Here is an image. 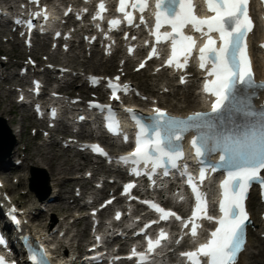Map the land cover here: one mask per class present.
Instances as JSON below:
<instances>
[{
	"label": "snow or ice",
	"instance_id": "obj_1",
	"mask_svg": "<svg viewBox=\"0 0 264 264\" xmlns=\"http://www.w3.org/2000/svg\"><path fill=\"white\" fill-rule=\"evenodd\" d=\"M128 4L129 0H119L117 11L124 15L127 22H131L133 16L125 10ZM205 4L213 15L200 18L193 14L192 0H156L155 24L151 34L157 43L171 39V56L166 66L171 67L175 63L178 69L188 64L195 47L194 37L184 35L183 29L190 25L194 32L206 37L196 58L202 70L210 65L207 77L212 79L209 81L206 78L203 91L215 97L211 111L195 112L184 119H178L154 108V115L143 122L132 116L137 127L135 149L130 156L121 157L120 160L126 164L150 165L153 172L157 168H179V162L184 158L182 142L189 132L193 133L190 144L198 162L203 164L206 162L203 158L219 152L220 162L211 166V170L221 167L227 173L220 184L221 217L215 221L217 226L206 243L200 244L194 251L181 253V256L188 264H202L201 258L206 259L207 264H237V256L244 249V230L249 221L245 207L248 192L254 183L264 189V106L257 109L252 102L255 90H264V84L255 83L246 54L245 38L251 30L246 7L248 0H205ZM98 7L103 10L104 5ZM131 8L142 14L147 8V0H132ZM140 19L143 23V15ZM117 23L115 20L110 21L109 26ZM164 25H168L172 31L162 36L159 30ZM28 26L31 27V24ZM212 33L218 34V46ZM181 57L183 63L180 62ZM181 80L183 82V78ZM109 87L112 99L118 98V91L127 90L126 85L118 89L109 83ZM128 111L131 114V110ZM107 119L110 121L108 130L111 132L115 129L114 134L118 135L119 124L111 110ZM92 151L103 154L98 146H93ZM132 174H138V169ZM183 175L192 189L196 205L184 227L188 228L190 224L189 234L196 238L198 225L195 221L212 218L207 215L206 198L198 192L186 165ZM205 176L206 169L201 168L200 183ZM131 187L126 186L125 191ZM150 206L161 214V219L175 215L155 205ZM176 219L181 218L176 216ZM162 239H166L163 233L155 243L149 241L147 251H153ZM0 243L3 241L0 240ZM130 258L136 264H147L146 255H137L135 250Z\"/></svg>",
	"mask_w": 264,
	"mask_h": 264
},
{
	"label": "rangeland",
	"instance_id": "obj_2",
	"mask_svg": "<svg viewBox=\"0 0 264 264\" xmlns=\"http://www.w3.org/2000/svg\"><path fill=\"white\" fill-rule=\"evenodd\" d=\"M10 1V5L14 6V2L15 0H9ZM6 32L9 31V29H5ZM6 36H4V34H0V77L1 76H6L7 74L11 73L10 70L13 71L12 75L16 74L18 68L20 67V65H24V63L26 62V56L27 54L21 50V42L18 41V45H16V43L12 42V44H8L5 43V38ZM76 48L74 50V52L71 55H65L63 57H58L56 59H51L50 64L51 65H56L57 62H60L61 64H63L64 66H71L72 68H74L76 71L74 72H82L80 73V78L77 80V82H75V87L73 90V92H69L70 96L72 97H77L78 95L82 94H86V98L90 97V93L84 91V87L82 88V92L79 93L77 92L78 89L81 88L82 84V80H84L82 74L86 73H93V74H108V75H112L113 73L116 72V69H114V67H111L110 69L107 68V71H104L103 68H101V64L103 63V59L100 57V54L97 53L96 56L90 55V57L88 56L89 53L84 51L81 44H75ZM19 46V47H18ZM19 48V49H18ZM47 48V47H46ZM47 49L41 51L40 53H35L38 57L33 56L32 58L34 60H38L39 63H48L47 61H45V58L47 56H45V52ZM8 63L9 65V71H5L3 66V63ZM56 62V63H55ZM146 77H143V80H146L145 84L148 86V89H144L143 86L137 85L138 88L145 93L146 95L151 96L153 94L154 97H156L157 99H159V101L164 104L166 107L174 110V111H186L188 109H190L192 103H186L183 99L182 96L184 94H187V90L188 88L185 89H178L176 87H171V85L166 84L168 87H163L165 83H161L162 78L161 76H151L150 72L147 71L146 72ZM71 77H68V80ZM1 80V78H0ZM176 83V80L173 79V81L171 82V84ZM6 85V84H5ZM84 86V85H83ZM5 87H9L10 86L7 84L6 86H4L3 88H0V90H2L3 92H5L6 94H8L9 92H13V91H8L6 90ZM71 90V91H72ZM164 90H168V92H165ZM190 91L194 92L195 89L194 88H190ZM174 94L175 97L173 96ZM152 97V96H151ZM16 99V92L14 91V93H12V102H14ZM13 105L10 106H15V103H12ZM7 106V109L10 107ZM199 106V105H198ZM16 107V106H15ZM17 108V107H16ZM10 109V108H9ZM22 114H23V118H22ZM13 118V117H12ZM10 116V120H12V122H19L21 123L22 127H23V133H21V137H20V142L18 141L17 144V149H23L25 146L28 147V150H30V153L35 152V150L41 147V145H46L48 144L49 141H47V138H43L45 140L42 139V137H44V133L42 135V133L38 134L37 131V124L35 121H33L32 118H27L25 113H23L21 111L20 113H17L15 115V118L12 119ZM23 119V120H22ZM4 121L6 127L8 130H11V125L9 126V124L7 123V120L5 119L4 116L0 115V127L4 130V126L2 124L1 121ZM13 127V126H12ZM15 130V129H14ZM11 133V131H10ZM13 133V132H12ZM68 131H66L65 134H67ZM6 138L8 140V142H10L12 140V145H11V149H10V153H9V158L6 160V162L10 165L9 168H11L13 165V163L16 162V158H18L19 160L22 159L23 154H21V152H19V154H11L12 150L14 149V147L16 146V142L14 140V138L16 140H19L17 138L16 135H12L11 139V135H9V131L8 133H5ZM64 137L63 134L58 133L56 134L55 138L58 142V144L56 145H52L50 150L52 151V153L61 156L63 158H69V156H73L72 152H69L68 150H62L60 149L61 146V142H64V139H60V137ZM47 141V142H45ZM6 143V146L9 145V143ZM41 149V148H40ZM21 154V156H19ZM78 163H80V167L78 170L73 171L72 173L68 174L65 179H63V181H67L68 178H72L75 179L77 181H72L70 183L66 184L68 185V187L66 188L67 193L65 195L66 199H65V204L68 205L70 207V213L72 216L68 217L64 222L61 221L60 216L56 214L57 211H52L49 210L54 204L53 203H48L47 206H43L45 208V212L42 213V222L43 224H51L52 229L54 228V230L58 233L60 231V226H62V231L65 230L66 225L70 224L73 220H74V216L76 217H80L82 215L87 214L86 212H80L78 211L79 206L81 204H83V201H79L78 203H71V201L73 199L76 198V194H79L77 191H79L80 187L83 188L84 191L88 192V189L90 190V188L92 187V183H93V177L92 179L89 180H82V178L84 176H86L87 171H91L94 170V172H96V174H99L100 170H96V165L93 166L92 164L88 165V162L83 161V159H81L79 156H77L75 158ZM5 162V163H6ZM92 169V170H90ZM6 171V173H5ZM3 171L4 177L7 178V181H5V186L6 188H10L13 189L11 195L13 197V199H16L17 201L21 200V202L23 203V205H25V207H27L28 209H30V211L32 213H36L38 212V207L39 204H36V200H37V193H39V189L40 186L38 188L37 185V181L41 182V186H46L45 195H51V193L53 192L54 188L52 186V177L50 176L49 171L47 170V168H43L41 166H37L36 164H34L32 161H26V162H22L20 164V166L14 168V171H10L9 169ZM10 171V172H9ZM90 172V173H91ZM11 174V175H9ZM46 184V185H45ZM112 187V186H111ZM107 192L104 193H100L99 194V198L101 197H106ZM24 196V198L22 199L21 197ZM31 213V215H32ZM81 219V218H80ZM82 224H80V226H78L79 228H77L78 230H76V228H72V233H77L79 232V238H78V244H82L86 241H89L91 238L88 237V233H89V222L87 220H84L81 222ZM69 227V226H68ZM85 229V230H84ZM251 239L253 241V245L252 247L246 252V257H247V264H259L257 263L256 260H254L252 257L255 255L257 256L258 252L261 251L263 254V257L261 260L264 261V244L261 242V240L258 238L257 235L252 234ZM59 239H62L59 236ZM62 242L64 245H67V240L66 238L62 239ZM75 243V242H74ZM82 246H79L78 251L82 250ZM256 261V262H254Z\"/></svg>",
	"mask_w": 264,
	"mask_h": 264
},
{
	"label": "bare ground",
	"instance_id": "obj_3",
	"mask_svg": "<svg viewBox=\"0 0 264 264\" xmlns=\"http://www.w3.org/2000/svg\"><path fill=\"white\" fill-rule=\"evenodd\" d=\"M8 2H9L8 0H0V4L1 3L6 4ZM4 32L5 31H2L1 33H4ZM259 36H260V33L257 30L253 31L252 35L250 36L251 52H252V56L254 57L255 70L257 71V73L260 72V63L258 60L257 46H256V42L259 40ZM16 45H18V44L16 43ZM42 49H45V47L43 46ZM96 53H97V51L95 50L94 56H96ZM117 64H118V60H116L115 56H114L112 59L106 60L104 63H102L101 68H103L104 71H107L108 70L107 68H109V69L111 67H114V69L117 68L118 67ZM2 67H4V70H9V65L7 62L3 63ZM63 67H68V66H63ZM132 67L133 66L127 67V70H128L127 79H124V80L133 81L137 85L143 86L144 89H148V86L145 84L146 80H143V77L147 76L146 71L144 70L140 73L134 74L131 71ZM16 76H17V74H15V76L10 78L8 75H6V77H4L0 80V88H3L7 84L8 85L10 84L9 85L10 88L9 87H5V88L8 91H10V90L13 91V92H9L8 94H6L2 90H0V115L5 117L9 126L11 125L10 131H11V134L13 135V137H14V135H16L17 138L19 139V140H16L14 138V140L16 142V146L12 150L11 154L12 155L15 153L19 154V152H21V154H23V157L21 159L22 162L32 161L37 166L47 168V170L50 173V176L53 178L52 179V181H53L52 186L54 188L51 195H49L50 197H54V200H53L54 204L51 205L52 207L49 210L57 211L56 214L59 215L61 221L64 222L68 217L72 216L70 213V207L65 204V202H66L65 201V199H66L65 195L67 193L66 188L68 187L66 182L70 183L72 181H77V180L72 179V178H68L67 181L66 180L63 181V179H65V177L68 174L72 173L73 171L78 170L81 164L78 163V161L75 159L78 155L69 156V158H63L61 156H58V155L52 153V151L50 150L51 146L57 144L56 139L53 138L55 136V134L50 135L53 138V141H51L49 144L41 145V147H40L41 149L37 148L35 150V152L30 153V150H28L27 146H25L23 149L15 150L17 148L18 141L20 142V140H21L20 139L21 133H23V127H22L21 123H19L20 121L19 122H12V120H10V116H11V118L12 117L15 118V115L17 113L21 114V110L19 108H16L15 104H14L15 106H10V105H13L12 103H14V102H12V93H14V91L16 92V90L14 89L15 87L13 85L11 86V84H12V79H15ZM159 76H161V78H162L161 83H166V84L171 85V82L173 80L171 78H169L168 74L164 73V74H161ZM177 81H178V79L176 78V83L172 84L171 87H176L178 89H182V87L178 86ZM72 85L69 86L68 88H72L73 87ZM164 86L167 87L166 85H164ZM81 88H83V87H81ZM189 89L190 88H188V90H187V94H184L182 96V99L186 103H189V104L192 103V105L190 106L191 108L189 110L197 109V108H199L198 105L200 104V101H198L196 96H194L193 92L190 91ZM77 91L81 92L82 89H78ZM16 95H18V94H16ZM175 95L176 94H174L173 96L175 97ZM151 96H153V94ZM16 98H17V96H16ZM159 105L162 107L168 108L164 104H162L161 102H159ZM7 106H10L9 107L10 109L9 108L7 109ZM168 109H170V108H168ZM189 110H187V111H189ZM170 111H173V110L170 109ZM176 112H179V111H176ZM27 116L29 117V115H27ZM23 117L24 116L22 114V118ZM43 131H45L44 127H43ZM52 131L53 130H47V133L50 134ZM40 133H41V131L38 130V134H40ZM54 133H55V131H54ZM21 154L19 156H21ZM80 157L83 160L87 161L86 157L83 154H81ZM17 159L18 158H16V160ZM88 162H89L88 164H92L91 161H88ZM0 165H4V163H1ZM99 168L100 167L97 166L95 169L98 170ZM94 175H97V174H94ZM82 180H84V178H82ZM7 190H9V192H11V193L13 191V189H10L9 187L7 188ZM103 192H104V190L101 191V193H103ZM82 194L85 197L87 195V192H84ZM21 198L23 199L24 196H22ZM254 200H255L254 194H251L250 199H249V206H250V210H251V226L249 227V230H248V243H247L246 251L241 253V255L239 256L237 264H247L246 252L253 245V241H252L250 236H251V234H254V233L259 236L261 233L260 229L262 228V225L260 223L258 214L253 209L254 208L253 207ZM19 202H21V200ZM40 211H41V209H40ZM84 220H86L85 217H83L82 219H79V217H78V218H75L70 224L66 225L62 239L66 238V240L68 242L67 245L63 244L62 239L58 240L59 234H56V237H54V235L51 236L49 234L52 231L51 224L44 225L41 220H38L39 221V227L36 225V226H32L29 228V233H31L32 236L34 235L35 238L37 240H40V241H43L44 239H47V240L53 239L54 241L53 240L52 241L54 242V244H57V246H59V247H56V250L54 251L55 255H63V257L67 258V260H65L66 264H67V261H69V260H70V262L68 264H80V262L78 261L79 257L77 256V254L75 252L70 253L72 245L74 244L75 240H78L80 235H79V232L74 233V234H71V233H72V228H76V230H78L77 229V228H79L78 226H80V224H82L81 222ZM60 230L62 231V226H60ZM52 234H54V232ZM262 257H263V254L261 251H259L257 256L254 255L252 258L254 260H256L257 263L264 264V261L261 260ZM256 261H254V262H256Z\"/></svg>",
	"mask_w": 264,
	"mask_h": 264
},
{
	"label": "water",
	"instance_id": "obj_4",
	"mask_svg": "<svg viewBox=\"0 0 264 264\" xmlns=\"http://www.w3.org/2000/svg\"><path fill=\"white\" fill-rule=\"evenodd\" d=\"M3 143L2 136L0 134V145ZM11 146H9L8 150L10 149Z\"/></svg>",
	"mask_w": 264,
	"mask_h": 264
}]
</instances>
